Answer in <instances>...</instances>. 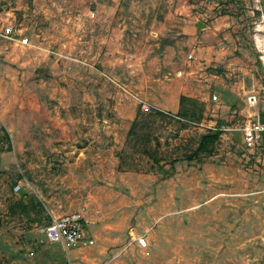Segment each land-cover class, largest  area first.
Wrapping results in <instances>:
<instances>
[{
    "label": "rangeland",
    "instance_id": "1",
    "mask_svg": "<svg viewBox=\"0 0 264 264\" xmlns=\"http://www.w3.org/2000/svg\"><path fill=\"white\" fill-rule=\"evenodd\" d=\"M101 1L0 0L28 38L0 39V264H264V147L204 143L218 132L172 117L225 127L261 110L264 0H172L199 32L183 75L152 83L148 19L112 21ZM78 212L91 245L45 241Z\"/></svg>",
    "mask_w": 264,
    "mask_h": 264
},
{
    "label": "crops",
    "instance_id": "2",
    "mask_svg": "<svg viewBox=\"0 0 264 264\" xmlns=\"http://www.w3.org/2000/svg\"><path fill=\"white\" fill-rule=\"evenodd\" d=\"M99 3L101 7L107 6V10L102 12L112 21L118 18L119 15L127 18L128 14H132L131 17L138 18L141 16L148 19L149 25H145L147 35L144 40L149 42V49L156 50L158 53V55L152 56V51L149 50L145 60L142 59L143 62L148 59L147 64L151 66L149 76L152 77L148 80L150 83L156 81L153 76L170 75V70L178 71L180 73L178 76L183 75V70L180 68L183 67L189 54L184 55L181 49L185 44L189 46L195 44L196 34L199 32L195 30L197 29V21L195 23L196 27H182L180 14L183 13L180 9L174 8L172 0H109L105 2L107 5H104L103 1ZM111 34L116 35V37L112 36L111 40H117V33L113 29ZM181 34H187L189 38L181 37ZM114 42L113 44H115ZM182 60H184V63H181ZM178 61L181 62L178 63ZM219 87L224 88L223 85ZM182 95L185 96L184 93ZM179 103V100H176L170 110L177 112L180 108Z\"/></svg>",
    "mask_w": 264,
    "mask_h": 264
},
{
    "label": "built area",
    "instance_id": "3",
    "mask_svg": "<svg viewBox=\"0 0 264 264\" xmlns=\"http://www.w3.org/2000/svg\"><path fill=\"white\" fill-rule=\"evenodd\" d=\"M91 15L93 16L94 13ZM0 39L14 41L20 45L28 44V38L23 36L12 24L2 25L0 23ZM211 99L216 101V95H213ZM143 107L146 110L149 109L145 104ZM172 117L193 127L206 128L211 132L236 133L246 150L264 147V95L262 96L260 111L248 118L231 120L229 125L225 127L205 126L202 122L188 121L177 116ZM83 221V215L80 212L52 217L42 230L44 239L49 244L60 245L66 253L74 248L91 245L93 241L85 240L83 237ZM137 241L139 246H147L145 238L141 237Z\"/></svg>",
    "mask_w": 264,
    "mask_h": 264
},
{
    "label": "trees",
    "instance_id": "4",
    "mask_svg": "<svg viewBox=\"0 0 264 264\" xmlns=\"http://www.w3.org/2000/svg\"><path fill=\"white\" fill-rule=\"evenodd\" d=\"M183 98H181V100H182ZM185 119V118H184ZM186 120H188V121H193V120H191V119H186ZM218 136H219V133H214L213 135H205L203 138H202V140H203V142L205 143H207V142H213L214 140H216L217 138H218ZM38 205L39 206H41L42 204L41 203H38Z\"/></svg>",
    "mask_w": 264,
    "mask_h": 264
},
{
    "label": "water",
    "instance_id": "5",
    "mask_svg": "<svg viewBox=\"0 0 264 264\" xmlns=\"http://www.w3.org/2000/svg\"><path fill=\"white\" fill-rule=\"evenodd\" d=\"M198 27L200 28V27H203V25L202 24H200V25H198Z\"/></svg>",
    "mask_w": 264,
    "mask_h": 264
}]
</instances>
